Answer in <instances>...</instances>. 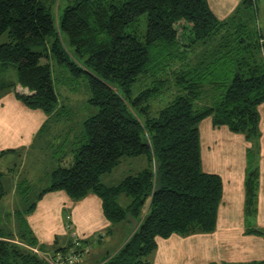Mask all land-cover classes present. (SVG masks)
<instances>
[{"label": "trees", "instance_id": "16d2710c", "mask_svg": "<svg viewBox=\"0 0 264 264\" xmlns=\"http://www.w3.org/2000/svg\"><path fill=\"white\" fill-rule=\"evenodd\" d=\"M64 1L57 20L55 0H0V37L7 32L9 38L0 43V65L14 63L18 70L17 80L0 83V91L17 84L29 90L16 95L49 116L40 137L64 116L51 66L42 63L49 35L56 63L74 77H87L89 101L98 107L73 142L72 163L55 166L47 186L25 193V202L31 198L32 203L27 212L32 213L50 191L65 190L75 201L97 194L112 223L97 239L116 223L127 221L133 227L118 250L90 263L152 264L158 238L216 229L224 186L218 174L202 168L201 122L211 118L214 125L227 126L248 139L261 134L264 34L240 17L255 0H241L224 19L216 16L208 0ZM142 14H147L145 33L128 30ZM180 27L192 33L188 44L182 41ZM155 103L160 106H155L156 114ZM142 154L148 157L142 170L116 186L101 182L102 174L124 156ZM255 154L251 149L250 157ZM259 187V167L251 165L245 179L246 232L264 236L253 223ZM123 192L131 197L124 207L118 200ZM27 230L29 236L19 238L0 232V264H50L45 255L52 253L54 261L62 255L65 260L70 251L91 248L90 238L78 237L77 245L72 237L49 253L29 223ZM224 264H264V258Z\"/></svg>", "mask_w": 264, "mask_h": 264}, {"label": "crops", "instance_id": "0c3cea01", "mask_svg": "<svg viewBox=\"0 0 264 264\" xmlns=\"http://www.w3.org/2000/svg\"><path fill=\"white\" fill-rule=\"evenodd\" d=\"M240 2L236 0L228 8L229 15L235 12ZM17 92L29 93V90L17 84L15 89L0 91V139L7 141L11 149L27 152L36 145V134L47 123L49 116L40 108L28 107L18 99ZM204 121L200 124L202 168L218 174L224 186L216 229L211 233L173 234L168 238H158L152 264H203L199 259L191 260L197 255L204 260V264L249 262L264 258V236L246 232L245 214L247 171L249 166L258 165V213L253 223L264 230V114L260 121L261 134L255 139H248L244 133L232 131L227 126L221 129L222 126L214 125L211 118L209 123L205 122L203 130ZM51 140L48 138L43 146L46 147ZM251 149L256 151L253 157H250ZM35 210L28 215V222L38 242L44 244L49 253L66 246L72 237L89 239L112 226L104 213L102 199L94 193L75 201L65 190L50 191L39 200ZM122 224L127 226V223ZM98 242L103 244L102 239ZM57 243L63 245L57 247ZM102 252L101 248L100 254Z\"/></svg>", "mask_w": 264, "mask_h": 264}, {"label": "rangeland", "instance_id": "374dc122", "mask_svg": "<svg viewBox=\"0 0 264 264\" xmlns=\"http://www.w3.org/2000/svg\"><path fill=\"white\" fill-rule=\"evenodd\" d=\"M64 2V0H55L52 6L53 13L57 20L61 19L66 5ZM208 2L212 10L215 11L214 13L216 16L220 19H224L230 16L228 8H231L236 3V0H208ZM240 17L243 18L244 22L248 23V26L251 28L259 31L262 29L264 34V0H255V3L245 9ZM146 26L147 14H142L128 30L132 31L133 28H136L138 34L142 35L145 33ZM179 32L182 41L188 44L192 37V33L188 29L185 30L182 27L179 28ZM50 36L51 35H49V39H47L48 55L46 58L42 59V63L47 62L51 66L53 86L58 97V107L64 109V116L56 124H49L44 130L47 131L44 132V134L47 135H43L42 138L40 137L42 134H40L39 131L38 134H36V145L27 152L23 149H14L15 151H10L8 150L10 147L8 146L9 143L0 139V193L4 192L3 195H0V232H2L3 235L15 238H19L18 236L23 234L27 237L29 236L27 230L29 214L27 210L32 203L30 202L31 198H29L30 201L25 202V200H27L25 193L30 192L34 187L40 189L48 185L50 182L49 174L55 166L59 164L70 165L72 163L74 158L72 149L75 146L73 142L83 129V122L85 119L98 112V107L89 101L91 91L87 77L85 75L74 77L68 68L56 63L50 47L53 41ZM8 40L7 32L0 37V43ZM65 40L67 41L68 39ZM262 53L264 56L263 51ZM17 77L18 70L16 64L10 63L8 66L0 65V83L4 81H16ZM155 106L158 107V105H156V103L154 105V114H156L155 111L160 107L155 108ZM161 106H163V104ZM259 110L261 115L264 114V104L260 106ZM208 119L209 118L205 119L202 124L203 130L205 128V122L209 123ZM44 126H46V124ZM226 128V126L221 127V129ZM48 130H50V133H48ZM48 138L52 140L50 144L44 147L43 145H45ZM147 163L148 157L145 154L140 156H124L111 171L102 174L101 182L106 186H116L126 176L142 170ZM18 183L19 186H17ZM130 198L131 197L123 192V195L120 196L118 200L124 207L130 202ZM148 205L149 200L147 201L145 210H147ZM67 215L66 213V216ZM122 223H127V226L125 227ZM132 227L133 225L131 222L123 221L121 223H116L113 228L114 232L108 233L107 236H104L105 238H100L103 242L102 245L98 242L100 239H97V234L91 237L89 241L91 248L81 260H78L81 262L80 264H93V261L90 263L92 258L94 261H97L106 256L107 252L113 253L118 250L128 239L129 235L132 234ZM102 233H106V231H101L100 234ZM60 245L62 246L63 243H57L55 246L58 247ZM101 248L103 252L100 254ZM52 256L53 254L51 253L46 257L52 260ZM155 257L156 253L153 254L152 260ZM196 259H199L203 264L205 263L198 255L192 257L191 260ZM175 264H177V262H175Z\"/></svg>", "mask_w": 264, "mask_h": 264}, {"label": "built area", "instance_id": "2783aa9c", "mask_svg": "<svg viewBox=\"0 0 264 264\" xmlns=\"http://www.w3.org/2000/svg\"><path fill=\"white\" fill-rule=\"evenodd\" d=\"M77 239H75L76 241ZM77 242V241H76ZM77 245H80V242H77ZM32 249L37 252L40 253L39 249L37 247H32ZM90 247H88L87 245L82 249L81 253H76L74 251H70V253H68V257L65 260H62V255L56 260L54 261L53 259L50 260V263H54V264H67V263H74V262H78V260H81L86 253H88ZM47 256V255H46ZM48 258V257H47ZM50 258V257H49Z\"/></svg>", "mask_w": 264, "mask_h": 264}]
</instances>
